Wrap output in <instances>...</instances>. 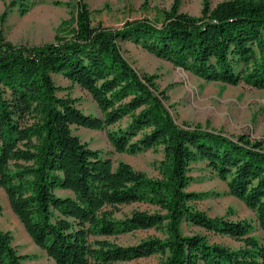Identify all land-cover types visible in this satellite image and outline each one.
<instances>
[{
  "label": "trees",
  "instance_id": "obj_1",
  "mask_svg": "<svg viewBox=\"0 0 264 264\" xmlns=\"http://www.w3.org/2000/svg\"><path fill=\"white\" fill-rule=\"evenodd\" d=\"M14 0L11 5L15 6ZM59 1H57L58 3ZM71 17L55 40L14 44L0 33V190L31 241L54 264H119L158 257V264H264L253 223L211 217L204 194L189 191L190 166L204 161L229 195L251 210L264 231V138L229 135L202 124L178 123L158 75L140 72L125 41L209 82L264 90V0H204L200 15L179 10L127 21L94 22L86 0H70ZM24 12V11H23ZM6 13L2 16V22ZM61 75L96 104L86 114L54 80ZM74 127L104 131L117 153L162 148L159 176L90 148ZM61 191L62 193H58ZM137 204L117 217L120 206ZM184 226L242 243L233 249ZM152 233L136 245L110 237ZM10 232L0 230V264H23Z\"/></svg>",
  "mask_w": 264,
  "mask_h": 264
},
{
  "label": "rangeland",
  "instance_id": "obj_2",
  "mask_svg": "<svg viewBox=\"0 0 264 264\" xmlns=\"http://www.w3.org/2000/svg\"><path fill=\"white\" fill-rule=\"evenodd\" d=\"M0 0V33L14 44L43 45L55 40L61 23L71 17L70 0ZM57 1H59L57 3ZM225 0H209L212 6ZM92 10L93 21L111 28H122L127 21L149 18L159 23L161 10H170L174 4L179 10L194 16L201 13L204 0H86ZM24 11V12H23ZM6 17L2 22V16ZM126 57L140 71L157 74L161 89L170 96L167 103L171 114L178 123L184 121L202 124L210 129L221 130L229 135L250 134L254 138H264V90L244 84L236 86L221 82L205 81L171 62L158 58L146 51L142 44L125 41L122 44ZM56 84L63 88L59 96L70 95L77 100V107L86 114L98 115L92 98L78 85L72 84L61 75H55ZM74 133L90 148L102 152L116 167L120 161L129 163L134 169L145 172L150 177L159 176V164L163 159L162 148L148 150L136 155L117 153L109 144L104 131H94L84 127H74ZM189 175L193 181L189 191L204 194L197 202L199 209L211 217H227L231 220H247L253 223V235L264 243V231L258 227L254 213L242 202L229 195L226 184L221 181L204 161L191 164ZM137 204L120 206L116 216L129 215ZM0 230L10 232L12 244L20 255L29 258L23 264H54L46 253L31 241L23 226L12 213L6 194L0 190ZM185 233H201L211 242L239 248L242 243L227 236L208 233L199 228L184 226ZM152 232L136 231L110 237L109 240L123 246L136 245ZM119 264H158V257L141 258Z\"/></svg>",
  "mask_w": 264,
  "mask_h": 264
},
{
  "label": "crops",
  "instance_id": "obj_3",
  "mask_svg": "<svg viewBox=\"0 0 264 264\" xmlns=\"http://www.w3.org/2000/svg\"><path fill=\"white\" fill-rule=\"evenodd\" d=\"M58 193H62L61 191H58Z\"/></svg>",
  "mask_w": 264,
  "mask_h": 264
}]
</instances>
